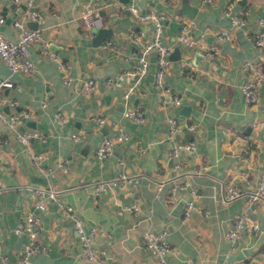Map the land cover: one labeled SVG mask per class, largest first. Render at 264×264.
<instances>
[{
	"label": "crops",
	"instance_id": "obj_1",
	"mask_svg": "<svg viewBox=\"0 0 264 264\" xmlns=\"http://www.w3.org/2000/svg\"><path fill=\"white\" fill-rule=\"evenodd\" d=\"M25 1L17 6L12 0H0L5 17L0 35L17 39L12 20ZM110 1L33 0L31 7L43 19L23 21L40 29V40L27 44L34 70L10 71L0 58V75L9 74L13 81L2 89L1 110L8 114L28 109L30 114L20 117L15 128L39 133L24 145L0 123V136L5 138L0 145V256L16 263L27 240L17 223L33 211L40 220L37 241L44 248L31 252L27 264H88L79 257L77 232L57 201L47 195L45 208L36 206L33 190L39 187L53 189L58 201L79 208L85 225L95 227L94 245L107 264H157L140 245L143 229L164 230L172 247L167 254L171 264H264V197L249 205L244 201L264 169V78L254 104L244 101L240 88L249 76L246 61L264 70V44L257 45L253 38L259 17H264V0H186L193 15L182 11L184 0H133L140 9L166 16L161 39L171 50L162 82L180 95L177 105L168 102L155 83L153 53L148 55L147 72L134 82L127 98L122 96L130 82L124 70L136 62L142 43L152 37L153 25L139 21L129 10L116 11ZM227 4L232 12L243 11L242 25L231 23ZM86 5L101 14L100 27L86 28L80 20ZM182 20L192 37L202 38L200 44L179 40ZM222 27L230 36L218 39L212 30ZM139 29L144 32L132 38ZM106 41L110 46L104 45ZM210 46L216 48L215 55L208 54ZM50 52L66 61L68 83ZM90 77L95 85L86 93L80 81ZM133 105L144 111L141 123L122 114ZM56 110L65 114L63 121L55 120ZM98 114L104 118L101 122ZM168 114L194 124L191 129L182 125L173 137L195 142V149L180 153L181 171H175L174 159L167 153ZM121 130L128 138L114 143L109 155L97 157L94 148L99 141ZM73 132L80 138L74 139ZM31 152L43 154L49 167L46 174L38 171ZM201 163L207 167L196 171ZM173 176L186 177L199 188L205 217L195 209L185 217L191 194L177 189L172 196L168 179ZM159 180L163 183L157 188ZM97 181L104 187L94 194ZM227 182L237 184L242 193L224 199ZM132 204L136 214L128 209ZM243 211L258 229L242 231L239 241H233L225 233L233 226L234 215Z\"/></svg>",
	"mask_w": 264,
	"mask_h": 264
},
{
	"label": "built area",
	"instance_id": "obj_2",
	"mask_svg": "<svg viewBox=\"0 0 264 264\" xmlns=\"http://www.w3.org/2000/svg\"><path fill=\"white\" fill-rule=\"evenodd\" d=\"M14 4L18 6L21 0H12ZM205 2H212L213 0H203ZM110 5L116 11L129 10L136 19L142 22L150 21L153 25L152 37L145 40L137 54L136 62L129 69L124 70V74L130 78V82L125 86L122 92V96L127 98L129 93L134 88V82L142 77L148 69V55L150 53L154 54L156 62L155 70V83L162 87V93L168 102L173 105L180 103V95L177 91L173 90L169 85L163 84V75L167 71L170 63V45L164 43L161 39L163 32V25L165 14L161 12H155L153 9H140L133 0H111ZM33 0H26L23 6L18 8V16L12 20L13 26L18 30L17 39H10L0 35V58L4 60L10 71H23L31 72L34 70V62L29 56V51L27 44L32 41L40 40L41 34L38 26L29 27L23 21V18L28 20L41 21L43 15L35 8H32ZM226 11L230 15V21L235 25H242L245 22V17L243 11L237 10L235 12L231 11V5L227 4ZM80 20L86 28H98L102 25V16L97 11V9L86 5L80 13ZM5 17L0 13V22L4 21ZM259 28L254 33V42L261 46L264 44V17L260 16L258 19ZM143 29H139L137 34L133 33L132 38H136L138 34H142ZM212 33L218 38L223 39L230 36V31L227 27H222L221 29L212 30ZM179 40L186 45H197L201 43L202 38H194L188 32L187 22L182 20L179 25ZM105 46H110V41L104 43ZM216 48L213 46L209 47L208 54L215 55ZM53 59L57 61V65L60 68L62 75L64 76L63 81L68 83L70 78L67 73L68 65L66 61L62 60L57 53L50 52ZM184 63V62H183ZM244 68L248 72V78L242 82L240 85L244 101L247 104H254L258 101V89L259 84L264 78V70L257 66H252L248 61L244 63ZM13 81L9 74L0 75V103L2 101V89L5 87H11ZM95 81L93 78H84L80 81V86L86 93L90 92L94 88ZM42 105H45V101H41ZM30 111L26 108H20L18 110L12 111L8 114L4 113L0 108V123H4L14 132V136L18 141L27 145L30 139L38 135L36 130H17L15 125L22 116H28ZM123 116L135 121L136 123H141L145 119L144 111L136 105L131 107H125L122 111ZM54 118L56 121L61 122L66 117L65 114L56 110L54 113ZM96 119L101 122L104 118L102 115H96ZM167 127V138L170 140L168 145V155L173 158V168L175 171H181V160L180 153L182 150L191 151L195 149V142L193 140L188 141H176L173 139L175 132L185 125L187 128L191 129L194 124L191 122L181 123L175 114H168L166 116ZM262 122V121H261ZM71 136L74 139L80 138V133L73 132ZM129 134L121 130L114 135H106L101 141L95 146L94 152L97 157H104L112 152L113 145L117 141L127 139ZM5 142V138L0 136V145ZM1 152V150H0ZM30 158L39 172L46 174L49 167L43 162L42 153H30ZM64 169L67 168L65 162L60 163ZM207 167L205 163H201L198 167H195L196 171H202ZM170 183V194L173 196L175 190L177 189H187L191 197L186 200L184 215L187 218L190 210L195 209L200 212L204 217L206 216V210L202 208L199 203V198L201 192L199 188L190 182L186 177L177 178L173 176ZM163 180L157 182V188L161 186ZM104 187L103 181H97L94 194H98L100 190ZM241 187L232 182H227L223 185L222 197L224 199H231L239 196L242 191ZM34 193L37 195L36 206L39 209L45 208V201L47 195H49L53 200L57 201L59 207L64 211V213L71 219L74 229L77 232L81 249L79 252V257L82 262L88 264H107L104 261L99 250L94 245V235L95 227H87L84 222V218L79 211V208L73 203L58 201L56 193L50 188H34ZM264 197V169L261 171L260 176L255 184V187L248 191L246 197L244 198L245 204L249 205L256 198ZM128 209L136 214L137 207L132 204ZM39 216L33 211H28L24 214L22 219L17 223V229L23 232L27 236L26 244L20 251L16 263L8 262L4 255L0 256L1 264H27L29 260V255L33 251H37L44 248V245L37 241V226L39 224ZM258 229V223L251 218L245 211L237 213L233 217V226L228 229L225 233L233 241H239L241 238L242 231H254ZM140 245L153 254L157 264H171L167 259V254L172 250L171 245L166 240L164 235V230L161 231H151L149 229H143L140 233ZM228 264V263H222Z\"/></svg>",
	"mask_w": 264,
	"mask_h": 264
},
{
	"label": "water",
	"instance_id": "obj_3",
	"mask_svg": "<svg viewBox=\"0 0 264 264\" xmlns=\"http://www.w3.org/2000/svg\"><path fill=\"white\" fill-rule=\"evenodd\" d=\"M182 11L185 13H188L189 15H193L194 14V9L193 7L189 4L188 1L184 0L182 2ZM101 29H98V31H100Z\"/></svg>",
	"mask_w": 264,
	"mask_h": 264
}]
</instances>
